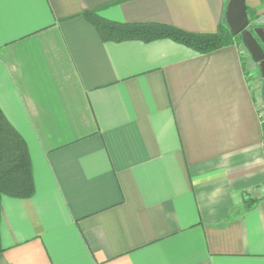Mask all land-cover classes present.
<instances>
[{
    "label": "crops",
    "instance_id": "crops-1",
    "mask_svg": "<svg viewBox=\"0 0 264 264\" xmlns=\"http://www.w3.org/2000/svg\"><path fill=\"white\" fill-rule=\"evenodd\" d=\"M225 2L0 0V111L34 182L1 199L0 264H264L257 64L104 40L84 15L203 34ZM244 3L264 27V0Z\"/></svg>",
    "mask_w": 264,
    "mask_h": 264
},
{
    "label": "trees",
    "instance_id": "trees-1",
    "mask_svg": "<svg viewBox=\"0 0 264 264\" xmlns=\"http://www.w3.org/2000/svg\"><path fill=\"white\" fill-rule=\"evenodd\" d=\"M104 40L152 41L168 38L185 45L195 52L209 53L231 44L245 47L241 33L232 35L225 20L212 33H190L157 23H120L106 21L94 12H85ZM247 16L253 26L256 17L247 8ZM247 52V50L245 49ZM30 155L27 145L18 132L11 127L0 111V202L3 196L30 198L34 194ZM2 248L0 247V251Z\"/></svg>",
    "mask_w": 264,
    "mask_h": 264
},
{
    "label": "water",
    "instance_id": "water-1",
    "mask_svg": "<svg viewBox=\"0 0 264 264\" xmlns=\"http://www.w3.org/2000/svg\"><path fill=\"white\" fill-rule=\"evenodd\" d=\"M244 2L245 0H227L223 17L232 35H243L245 48L259 68L263 79L261 92L264 103V27L256 26L252 31L248 29L250 21Z\"/></svg>",
    "mask_w": 264,
    "mask_h": 264
},
{
    "label": "rangeland",
    "instance_id": "rangeland-1",
    "mask_svg": "<svg viewBox=\"0 0 264 264\" xmlns=\"http://www.w3.org/2000/svg\"><path fill=\"white\" fill-rule=\"evenodd\" d=\"M243 49H246L245 47H243ZM247 50V49H246ZM248 52V51H247ZM247 58V61H248V65H250L252 62L250 60V58L246 57ZM257 73V71H256ZM260 77L258 76V74L256 75V79H257V82H256V87L258 88V90L256 91L257 93H259V91H261V88H262V80L259 79Z\"/></svg>",
    "mask_w": 264,
    "mask_h": 264
},
{
    "label": "flooded vegetation",
    "instance_id": "flooded-vegetation-1",
    "mask_svg": "<svg viewBox=\"0 0 264 264\" xmlns=\"http://www.w3.org/2000/svg\"><path fill=\"white\" fill-rule=\"evenodd\" d=\"M258 26V25H257ZM253 27H256V26H253L252 24H251V22H250V25L248 26V29L250 30V31H252L253 30Z\"/></svg>",
    "mask_w": 264,
    "mask_h": 264
}]
</instances>
